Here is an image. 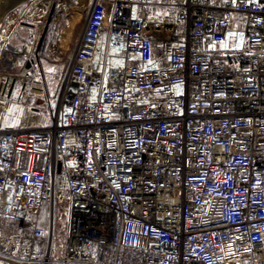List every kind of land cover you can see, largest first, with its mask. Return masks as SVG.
Segmentation results:
<instances>
[{"label":"built area","instance_id":"1","mask_svg":"<svg viewBox=\"0 0 264 264\" xmlns=\"http://www.w3.org/2000/svg\"><path fill=\"white\" fill-rule=\"evenodd\" d=\"M87 7L53 120L0 128V264H264V0ZM22 60L27 98L38 66Z\"/></svg>","mask_w":264,"mask_h":264},{"label":"rangeland","instance_id":"2","mask_svg":"<svg viewBox=\"0 0 264 264\" xmlns=\"http://www.w3.org/2000/svg\"><path fill=\"white\" fill-rule=\"evenodd\" d=\"M53 2L55 3L53 19L39 53L37 77L28 79L31 86L38 90L30 89L29 96L23 98L19 94L20 85L26 80L22 71V59L35 54L38 39L45 25L47 13H49L48 10ZM84 4L85 0H27L2 16V18L6 16L8 21L2 25L3 28L0 30V44L2 39L12 31L8 43L15 49L18 48V51L24 50L26 45L29 48L25 55L19 56L16 66L10 71L15 77L14 91L11 98L0 106V128H10V126H5L6 118L9 122L18 121L17 126L22 127L40 126L53 120L62 81L68 68L66 56L76 47L86 19L88 7L83 11ZM49 68L55 71L49 72ZM9 109H12L11 114ZM67 206L66 200L54 201L53 238L56 242L63 239ZM48 210V206L45 205L40 217L41 225L49 228Z\"/></svg>","mask_w":264,"mask_h":264},{"label":"water","instance_id":"3","mask_svg":"<svg viewBox=\"0 0 264 264\" xmlns=\"http://www.w3.org/2000/svg\"><path fill=\"white\" fill-rule=\"evenodd\" d=\"M25 1H27V0H0V19L2 18V16L5 13H7L8 11H11L16 6H18L19 4H21V3L25 2ZM54 7H55V3L53 2L51 7H50L49 13L47 15V19H46L45 25L43 27L42 33H41V35L39 37L38 45L41 43L42 38H43V36H44V34H45L46 30H47V26L50 23V20H51L52 15H53ZM26 67H28V64H26Z\"/></svg>","mask_w":264,"mask_h":264},{"label":"snow or ice","instance_id":"4","mask_svg":"<svg viewBox=\"0 0 264 264\" xmlns=\"http://www.w3.org/2000/svg\"><path fill=\"white\" fill-rule=\"evenodd\" d=\"M233 3H235V0H233ZM135 18H136V17L133 16V19H135ZM232 35H233L232 33H229V36H232ZM242 45H243V37L241 36L239 43L235 44L234 47H236V48H241ZM212 47L215 48L216 46H215V45H212ZM220 47H221L222 49H227V48L229 47V45H228V43H226V42H221ZM117 63L120 64L119 61H117ZM149 63H151V61H149ZM48 71H49V72H54L55 69H51V68H49ZM94 92H95V90H94ZM93 98H95V97H93ZM8 111H9V113L11 114L12 109H9ZM20 111H22V109H21ZM68 111L71 112V109H68ZM17 125H18V121H15V122H9L7 118L5 119V126H6V127H9V126H10V127H16ZM68 166H69V167H74V166H75V163H74V162H70ZM8 200L11 201V196L8 197ZM238 239H239V237H238ZM228 247H229V249H230V248H231V245H228ZM221 251H223V249H221ZM229 254L231 255L232 253L230 252Z\"/></svg>","mask_w":264,"mask_h":264},{"label":"flooded vegetation","instance_id":"5","mask_svg":"<svg viewBox=\"0 0 264 264\" xmlns=\"http://www.w3.org/2000/svg\"><path fill=\"white\" fill-rule=\"evenodd\" d=\"M46 19H47V18H46ZM52 19H53V15H52V18H51V20H50V23H49L48 26H47V30H46V32H45L43 38H42L41 43L38 45V42H37V45H38V46L36 45V49H35V55H36L37 62H38V59H39V53L41 52V49H42V47H43L44 40H45V37H46V33H47L48 28H49V26H50V24H51V22H52ZM45 22H46V21H45ZM38 40H39V39H38Z\"/></svg>","mask_w":264,"mask_h":264},{"label":"bare ground","instance_id":"6","mask_svg":"<svg viewBox=\"0 0 264 264\" xmlns=\"http://www.w3.org/2000/svg\"><path fill=\"white\" fill-rule=\"evenodd\" d=\"M43 1H44V0H43ZM43 5H44V4H43ZM45 8H46V6H45ZM48 11H49V10H48ZM47 14H48V13H47ZM47 14H46V15H47ZM28 48H29V47L26 45V46L24 47V50H22V51H21V50H20V51L15 50V49H13V48H12V51H14V52H16V53H19L20 55H25V53L28 51ZM17 49H18V48H17Z\"/></svg>","mask_w":264,"mask_h":264}]
</instances>
